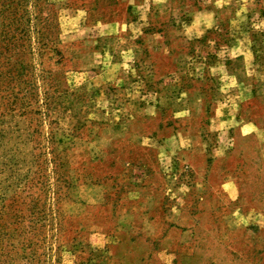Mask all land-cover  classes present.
<instances>
[{
	"label": "rangeland",
	"instance_id": "1",
	"mask_svg": "<svg viewBox=\"0 0 264 264\" xmlns=\"http://www.w3.org/2000/svg\"><path fill=\"white\" fill-rule=\"evenodd\" d=\"M0 264H264V0H0Z\"/></svg>",
	"mask_w": 264,
	"mask_h": 264
}]
</instances>
